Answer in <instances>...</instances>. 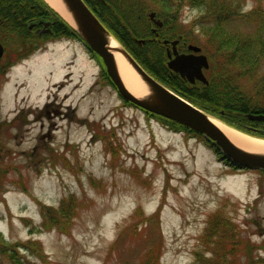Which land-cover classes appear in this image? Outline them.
<instances>
[{
	"label": "rangeland",
	"instance_id": "1",
	"mask_svg": "<svg viewBox=\"0 0 264 264\" xmlns=\"http://www.w3.org/2000/svg\"><path fill=\"white\" fill-rule=\"evenodd\" d=\"M134 1L138 18L115 27L149 34L144 10L165 15L163 36L181 35L214 56L209 78L218 58L227 60L231 52L216 45L214 31L264 38V0H236L244 13L260 6L261 25L219 21L204 6L178 0ZM6 35L0 27V39ZM23 38L11 34L2 42L12 49ZM257 56L246 66L250 78L239 82L256 95L249 101L253 109L264 104V57ZM25 59L8 81L6 74L0 79V233L6 241L23 245L21 253L34 264H195L197 250L208 259L224 249V240L220 245L212 234L222 217L246 247V260L241 251L236 262L264 264V177L257 170L226 166L200 138L126 104L79 42L42 46ZM220 67L230 74V66ZM53 98L58 104L48 107L58 112L39 113ZM208 115L249 132L240 117ZM48 216L57 226L39 228Z\"/></svg>",
	"mask_w": 264,
	"mask_h": 264
},
{
	"label": "trees",
	"instance_id": "2",
	"mask_svg": "<svg viewBox=\"0 0 264 264\" xmlns=\"http://www.w3.org/2000/svg\"><path fill=\"white\" fill-rule=\"evenodd\" d=\"M85 1L95 12L101 22L110 30V32L128 50L132 57L149 74H151L171 90H174L179 94L181 93L184 98L191 101L197 107L209 114L225 117L226 119H229V121H234L233 119L236 118L239 120L240 117L242 120H244L243 122H250V120H248L246 117V113H264V104L262 107L255 109L251 107L252 104L249 101L252 98L254 99V97L251 96L256 95H251V93L248 91L241 90L239 86V82L244 77L250 78L251 72L246 66L250 67L252 64H254V56L258 54L257 59L260 56L264 57V38L260 37L259 32L256 41H251L243 33H241L242 37L231 35L227 36V34L225 36H218L214 31L216 40L218 39L216 45H218L219 48L228 47L227 49L231 52L230 54L225 52V55L228 56L227 60L224 58V60L221 61V57L218 58L216 72L214 73L216 75H213V77L209 78V70L211 69L210 66L208 69L207 83H200V86L196 87L195 84L188 83L177 73L168 68L167 58L162 53L163 47L160 45L154 46V41L152 39L148 40V38H153L150 33L136 35L137 33H131L132 31L130 28L128 30H126V28L125 30L119 31L115 27V23H118L120 20H127L129 17H133L134 20L135 17L140 15L135 9L137 5L136 1L131 0L126 6L119 4L121 0ZM160 1L163 2L164 0ZM178 3L179 5L188 3L191 4L190 6H204L208 15L215 16L219 21L224 19H232L238 20L240 23L246 22L260 25L263 23V16H261L262 10L260 9V6H255L249 12L244 13L239 11V4L236 2V0H178ZM144 12L145 13L143 15L147 16L148 11L144 10ZM156 14L162 20L166 21L165 15H160L161 13ZM206 16L207 15H204V17ZM40 19L49 20L51 22V30L54 33V36L77 37L81 40L79 35L70 26H68L60 18V16H58L43 0H0V27H3L5 30H7L9 35L16 34L18 37L20 35L22 36L26 33H29L26 30V25L30 24V22H37ZM146 19L149 22L148 17H146ZM148 22H146V27L149 24ZM129 24L134 25V21ZM214 26L216 28L220 27L217 22ZM164 34L165 33H163V35ZM160 36H162L161 32ZM167 36L174 37V34H168ZM175 36H177V34ZM45 37L51 38L49 34H46ZM141 37L145 38L146 40L143 43H138L136 39ZM41 41L42 40H39L37 43L40 44ZM149 44H151V46ZM155 44L157 43L155 42ZM202 49L209 57V60L213 59L215 61L213 55L211 56L210 53L204 50L203 47ZM91 52L93 53V51ZM93 54L95 55V53ZM220 63L223 66H230V74L227 73L225 69L220 67ZM212 67H214V64ZM106 77L108 78V76ZM213 79L215 81L214 83H216L218 86L217 90L219 93L217 95H215V93L212 91V88L214 87V84H212ZM262 91L264 93V90ZM209 106H213V108L209 109ZM218 106H223L225 110L227 109L226 113L232 117L227 118V116L224 115L225 111L224 113L216 111L214 108H219ZM155 117L161 119L171 127L181 128L184 132L191 133L197 137H202L201 134H198L194 130H191L188 127H185L171 119L158 115H155ZM255 135L264 137V131L258 130L255 132ZM54 226H57L55 217L48 216L45 218V222L39 226V228L43 227L44 229H50ZM233 228L234 226H231L229 219L221 217V220L218 221V226L214 228L215 231H213L212 234L214 237L220 240V245L221 240H224L222 243L224 249L221 251L213 250L212 257L208 259L202 257V254L197 250L195 253L198 255L197 258L199 260L195 264H245L246 261L241 263V261L238 260V262H236L235 254H239L241 251L242 256L245 257L246 260V247L242 246L241 248L240 245L243 242L239 238V235H237V237L234 239V235L232 233L234 230ZM0 239V264H34L30 258H27L25 254L23 255L21 253L20 249L24 247L23 245H19L18 242L6 241L1 233ZM211 243L213 244V242ZM209 259H213L212 262H210Z\"/></svg>",
	"mask_w": 264,
	"mask_h": 264
},
{
	"label": "water",
	"instance_id": "3",
	"mask_svg": "<svg viewBox=\"0 0 264 264\" xmlns=\"http://www.w3.org/2000/svg\"><path fill=\"white\" fill-rule=\"evenodd\" d=\"M44 2L70 26L83 40V42L102 60L106 73L117 89L119 95L135 104L136 106L165 118L178 122L211 140L226 156L232 164L246 168L264 169V152H253L236 145L212 120V117L192 103L183 99L152 75H150L132 55L113 37L105 25L98 19L95 13L84 0H58L57 5ZM154 18L155 12L149 13ZM158 26L161 20L154 21ZM49 25V22L45 23ZM114 39L119 46V51L132 67L136 75L143 82L147 89L146 95L142 97L131 93L122 82L114 55L108 45ZM141 42L142 40H138ZM177 39L172 41L173 44ZM190 50L195 53H187L170 57L167 66L180 77L193 82L199 79L206 82L202 69L208 67L206 55L197 53L201 48L190 44ZM3 46L0 43V58ZM248 119L264 121V113L247 114ZM257 138V137H256Z\"/></svg>",
	"mask_w": 264,
	"mask_h": 264
},
{
	"label": "flooded vegetation",
	"instance_id": "4",
	"mask_svg": "<svg viewBox=\"0 0 264 264\" xmlns=\"http://www.w3.org/2000/svg\"><path fill=\"white\" fill-rule=\"evenodd\" d=\"M148 19H149V22L148 21L147 22L149 24L147 26V30H149L150 34L153 36V38H148V40L152 39L154 41L153 42L154 46L155 45H160L161 47H163V53H164V55L167 58V62H168L170 57H174L176 54L180 55V54H187V53H195V52H193L192 50H190L188 48V46L190 44L188 42H186L185 40H183V36H181V35L178 36L177 35L176 38L163 36V31L165 30L166 27H165V24H164V20H162L159 16H157V14H156V16L154 18H149L148 17ZM155 20H161V25L158 26L154 22ZM44 29H47V26H44V22L42 24H39V25L38 24L34 25L33 22L31 24L26 25V30L29 33H26V34L22 35V37H24V38L21 40L20 45H19V43H17L15 45V47L12 48V49L8 48L7 46L5 47V44L2 43V40L5 39V38H8L9 35L3 36L2 40L0 39V42L3 45V52H2V56L0 58V79L2 77V74H3L4 78H5V74H7V71L9 69L10 65L13 63V60L16 57H18L20 55H23V54L27 55L30 52V49L33 46V42L32 41H38V39L43 38L45 36V34H47V32L43 31ZM160 32L162 33V36H160ZM12 35L14 37H17L16 34H12ZM176 39H177V42L175 44H173L172 41H174ZM155 42L157 44H155ZM197 53H200V52H196V54ZM12 58H13V60H12ZM203 74H204V76L206 78L207 74L204 71V69H203ZM184 80H186V79H184ZM199 82L202 83L201 80L196 79V78L194 79L193 82L188 81V83H190V84H196V83H199ZM56 103L58 104V102L53 98V100H51V102H49L42 109H40L39 113L45 112L46 114H49V115H51L50 114L51 112L53 114L57 113L58 111L56 109H54V108L50 109L48 107L51 104L55 105ZM47 107H48V109H47ZM21 109H23V108L21 107ZM14 111H16V109H14ZM14 116H16V112H15ZM0 121H1V119H0ZM243 127L246 128V129H250V130L253 129V130L264 131V122L250 120V122H245L243 124ZM16 128H18L17 125H16ZM0 150H1V148H0ZM259 173H260V175H262V177H264V171L259 170Z\"/></svg>",
	"mask_w": 264,
	"mask_h": 264
},
{
	"label": "bare ground",
	"instance_id": "5",
	"mask_svg": "<svg viewBox=\"0 0 264 264\" xmlns=\"http://www.w3.org/2000/svg\"><path fill=\"white\" fill-rule=\"evenodd\" d=\"M52 5H57L58 0H47ZM56 7V6H55ZM112 54L114 55L117 70L119 76L126 86V88L135 96L142 97L148 94L147 89L143 82L136 75L132 67L127 63L126 59L122 56L118 50V43L112 39L108 43ZM213 122L238 146L244 149H248L253 152H264V139L255 138L248 134H245L235 128L227 126L221 121L212 118Z\"/></svg>",
	"mask_w": 264,
	"mask_h": 264
}]
</instances>
